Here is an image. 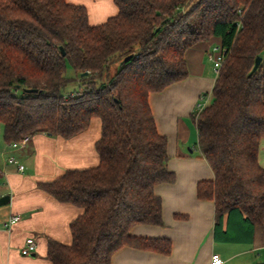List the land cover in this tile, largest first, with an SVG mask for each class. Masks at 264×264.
<instances>
[{"label":"trees","instance_id":"obj_1","mask_svg":"<svg viewBox=\"0 0 264 264\" xmlns=\"http://www.w3.org/2000/svg\"><path fill=\"white\" fill-rule=\"evenodd\" d=\"M112 1L116 14L91 24L86 7L67 0H0L2 140L69 139L93 118L101 125L96 165L37 182L56 201L81 208L68 224L69 244L47 238L46 259L111 264L125 246L171 251L169 238L131 233L136 224H163L154 187L175 179L148 96L186 78V51L214 37L224 60L210 102L192 114L214 177L197 182L196 196L213 201L215 228L233 211L250 228H264V0ZM68 65L81 90L64 94Z\"/></svg>","mask_w":264,"mask_h":264},{"label":"crops","instance_id":"obj_2","mask_svg":"<svg viewBox=\"0 0 264 264\" xmlns=\"http://www.w3.org/2000/svg\"><path fill=\"white\" fill-rule=\"evenodd\" d=\"M67 1L84 5L91 24L117 12L112 0ZM218 45L220 40L214 37L189 48L186 78L148 96L156 128L167 139V167L175 179L154 187L161 199L163 224H136L131 233L169 238L171 251L162 254L125 246L112 255L111 264H209L212 253L219 254L223 264L264 263V228H250L237 211L225 214L215 228L213 201L196 196L197 182L213 179L214 173L198 147L192 114L211 100L216 73L208 54ZM100 128V120L93 118L87 129L69 139L45 133L31 136L12 150L24 165L22 172L7 162L8 143L0 134V196H9L8 203L0 205V264H50L45 256L47 238L71 242L68 224L81 208L56 201L37 182L54 179L66 169L96 165L94 143ZM258 158L264 167V138ZM15 215L19 221L5 226ZM30 237L35 251L22 255L20 249Z\"/></svg>","mask_w":264,"mask_h":264},{"label":"built area","instance_id":"obj_3","mask_svg":"<svg viewBox=\"0 0 264 264\" xmlns=\"http://www.w3.org/2000/svg\"><path fill=\"white\" fill-rule=\"evenodd\" d=\"M224 49L221 46H216L214 47L211 52L208 54V58L209 60L212 62L213 64V68L214 71L217 75L223 60H224ZM264 59V58H263ZM198 110H201L203 106H198ZM1 130V127H0ZM30 137L28 136H24L20 141L18 142H10L7 145V153L8 152H12V150L17 149L21 146H23L29 139ZM7 162L16 165L17 169L19 171H23L24 170V165L19 162V160L13 155L10 154L9 156L6 157ZM19 216H12L6 223L5 226L10 227L12 226L14 223H16L17 221H19ZM35 242L34 240L30 237L27 238L25 240L24 245L22 246V248L20 249V252L22 255H30L35 251ZM209 264H223V260L222 258L219 256V254L217 253H212L210 256V262Z\"/></svg>","mask_w":264,"mask_h":264},{"label":"rangeland","instance_id":"obj_4","mask_svg":"<svg viewBox=\"0 0 264 264\" xmlns=\"http://www.w3.org/2000/svg\"><path fill=\"white\" fill-rule=\"evenodd\" d=\"M116 69H117V63L113 64L110 67V75L113 74ZM65 76L70 78V81L64 87V90H63L64 94L76 93L81 90L80 85L78 84L77 74L69 65L66 68ZM0 134H1V130H0ZM13 153L14 152H8L7 156Z\"/></svg>","mask_w":264,"mask_h":264},{"label":"water","instance_id":"obj_5","mask_svg":"<svg viewBox=\"0 0 264 264\" xmlns=\"http://www.w3.org/2000/svg\"><path fill=\"white\" fill-rule=\"evenodd\" d=\"M60 49H61L62 54H64L63 49L62 48H60ZM261 60H262V57L261 56H257L255 58L254 65L252 67V72L257 69V67L259 66ZM86 73L87 72H84V74H86ZM26 91H32V89H26ZM8 201H9V196L8 195L0 196V205L6 204V203H8Z\"/></svg>","mask_w":264,"mask_h":264}]
</instances>
